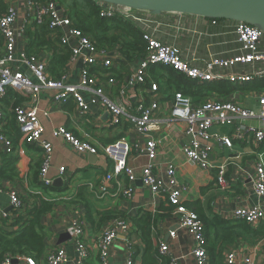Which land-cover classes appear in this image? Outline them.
<instances>
[{
	"label": "crops",
	"instance_id": "1",
	"mask_svg": "<svg viewBox=\"0 0 264 264\" xmlns=\"http://www.w3.org/2000/svg\"><path fill=\"white\" fill-rule=\"evenodd\" d=\"M3 1L6 7L9 3L18 12L14 30L16 52L19 54L25 51L27 43L25 32L28 26L23 30V25L28 12V0ZM73 1L58 0L57 3L62 10L68 11L67 6ZM144 19L149 21L145 31L155 33L158 40L163 43L176 46L184 60L190 61L201 70L204 69V64L212 58L226 59L241 54L235 34V22L213 21L178 14L160 16L148 14L144 16ZM261 47L264 48V38ZM105 49L108 58L112 59V66L105 72V75L112 76L114 84H108L103 76L99 82L103 93L112 102L122 103L131 114H136L139 105L148 106L156 103L158 110L154 113L153 119L157 121V124L146 135H139L126 121L109 126V116L104 113L103 107L90 90L80 92L87 106V113L84 116L79 114L72 100L65 104H56L52 103L51 95L48 93H41L35 98L20 94L23 100L19 105L36 104L39 121L44 129L42 139L50 142L53 147L47 178L52 181L49 187L55 190L44 191L39 186L42 149L38 145L23 143L20 137H17L19 133L13 119L11 117L8 119L9 105L14 103L12 95H8L3 101L0 100V106L6 114L2 128L13 144L11 152L0 145V210L9 211L8 192L10 190L17 192L22 199L28 202H31L29 195L33 194L40 195L43 199L54 203L52 212L42 218L46 246L42 257L35 260L36 264H46L48 253L60 245L65 247L70 259L75 258L74 243L66 235V230L73 219H80L83 222L85 238L92 241L107 226V223L99 225L96 213L122 215L130 221L140 213L154 212L161 205L169 204L164 194H153L139 179L130 184L122 173H118L115 181H110L108 186L111 193L100 198L98 193L101 179L106 174L114 173L113 163L103 156H94V158L89 154H76L64 139L53 135L54 131L60 127H65L78 139L88 140L98 148L118 139H125L132 146L127 158V166L136 176L140 175L147 165H152L154 174L165 181L166 168L168 165H173L176 169L178 183L184 188L180 203L191 211L194 206L199 205L204 218L209 221H212L215 216L221 218L238 207L264 209V197H257L252 186V178L255 174L254 162L264 154V144L256 147L252 142L234 141L232 149H227L214 142L209 160L210 168L201 170L197 165L188 161L182 153L183 147L189 142V138L184 134L185 125L172 120L169 116L173 95L179 91L199 103L229 100L254 111L258 108L257 100L264 94V81L254 80L243 87L233 86L227 81L214 82L212 84L229 83L233 91L229 93L225 90L202 91L197 98V87L185 82L181 75L172 73L170 69L152 66L146 72V83L143 86L129 90L127 96L126 94L121 95L119 90L138 68L143 56L136 60H128L120 54L118 46L105 47ZM41 56L50 60L48 53L41 54ZM81 68L80 60L73 64L70 69L69 83L79 82ZM263 71V64H256L252 67L236 65L232 69L216 71L215 75L227 77L231 74H255ZM152 85L157 86L156 91L151 90ZM249 85L257 88H248ZM4 101H7V104ZM252 123L255 124L254 121ZM210 133L239 135L234 127H228L226 130L213 127ZM148 140H153L157 145V156L154 159H149L145 150ZM221 167L224 168L223 184L218 182ZM60 168H64L62 175L59 173ZM37 173V178L34 179ZM55 180H61L62 185L53 186ZM119 188L120 190L131 188V196L124 198L120 195H113ZM90 212L93 213L92 218H89ZM172 216L169 214V217L160 222L158 232H153L155 249L161 242L167 243L170 254L178 257L180 264H197L190 255L193 244L187 234L180 232L175 239L168 236L169 230L173 228ZM208 233L207 243L212 241V226ZM132 243L136 252L135 262L143 264L144 245L142 241L133 235ZM230 250L248 255L253 264H264V238L253 244L238 241L225 251ZM13 261H16L15 264H25L22 259L14 258ZM125 261L126 250L124 245L118 241L109 251L108 264H124ZM89 263L98 264L93 258ZM158 264L162 263L159 261ZM206 264H211L209 256Z\"/></svg>",
	"mask_w": 264,
	"mask_h": 264
},
{
	"label": "built area",
	"instance_id": "2",
	"mask_svg": "<svg viewBox=\"0 0 264 264\" xmlns=\"http://www.w3.org/2000/svg\"><path fill=\"white\" fill-rule=\"evenodd\" d=\"M96 3L101 18L128 20L138 23L143 30L142 39L146 47L142 61L122 89L119 90L121 95L126 94L127 96L129 90L143 86L146 83V72L152 66L169 68L197 85L227 81L233 86L243 87L254 80L264 81V71L255 74H231L227 77L215 75L216 71L232 69L236 65L245 67H252L256 64L264 65V48L261 47L264 34L255 27L236 23L235 34L241 54L226 59L212 58L204 64V69L201 70L190 61L184 60L176 46L163 43L158 40L155 33L145 31L149 21L145 20L144 16L149 13ZM27 11L23 30L28 24L42 25L46 23V29L53 40L57 39L59 46L67 48L70 52L67 68L60 77L54 78L48 72L49 59H45L41 54L30 55L25 51L19 54L16 52L14 24L18 12L14 6L7 3L6 11L0 15V36L3 39V48L0 53V100L7 97L8 89L30 98H35L41 93H48L51 95L52 103L65 104L72 100L79 114L84 116L87 113V106L80 92L90 90L103 107L104 113L109 116V126L126 121L139 135H146L155 128L157 121H154L153 115L158 110L156 103L148 106L139 105L136 114H131L122 103L112 102L103 93L102 88L99 87V82L103 76H105L108 84H114V78L105 75V72L112 66V59L108 58L106 49L97 47L88 36L73 26L72 21L56 0H49L44 3L28 0ZM78 60L82 62L80 80L78 83H69L70 69ZM156 89V85L151 86L152 91H156ZM257 105L258 109L252 111L229 100L195 103L191 97L185 96L182 92H176L172 98L169 116L172 120L185 125L184 134L189 138V142L182 149L185 158L201 170H208L214 142L227 149H232L234 141L252 142L256 147L263 145L264 94L257 100ZM10 114L14 116L21 141L27 145H38L42 149L39 181L46 187L51 186L52 181L47 178V173L53 147L50 142L42 139L44 129L39 121L36 104L15 106L14 109L10 110ZM5 117L6 114L0 106V145L11 152L13 149L12 141L4 134L2 128ZM213 127H234L239 135L211 134L210 129ZM53 135L64 139L78 155L103 156L113 163L114 173L106 174L101 179L98 193L100 198L111 193L108 185L110 181H115L118 173H122L130 184L139 179L153 194H164L168 203L174 207L172 212L173 228L169 230L168 236L175 239L180 232L187 234L193 244L190 255L197 264H206L208 254L205 227L194 212L180 203L184 188L178 183L176 169L173 165L167 166L165 181L154 174L152 165H147L142 169L140 175L136 176L127 166V158L132 146L125 139H118L111 144L98 148L88 140L78 139L65 127H60L54 131ZM145 150L149 159H154L157 156V145L153 140L146 141ZM254 171L253 191L257 197L261 198L264 197V154L259 156L258 161L254 162ZM63 172L64 168H60V175ZM223 176L224 168L221 167L218 177L219 184L224 183ZM131 194V188L121 190L119 188L113 195L129 198ZM8 196L11 209L7 212L0 210V222L4 221L10 226L17 219V215H12L11 211H17L19 214L24 213L25 203L15 191L10 190ZM221 218L228 221H244L247 225L255 228L264 223V209L260 207H238ZM106 225L95 239L88 241L85 238L83 222L80 219H73L66 230V234L69 240L74 243L75 258L70 259L65 247L60 245L48 253L46 264H68L69 262L72 264H90L89 261L92 258L98 264H108L109 251L118 241L124 245L126 250L124 264H140L135 262L136 252L132 243L134 233L132 232L131 221L125 218H117L108 221ZM156 251L157 264L159 261L162 264H180V259L170 254L167 243L161 242ZM14 258L22 259L25 264H36L35 260L30 257H12L9 255L4 257L1 264H12ZM223 264H253V262L248 255L230 250L224 254Z\"/></svg>",
	"mask_w": 264,
	"mask_h": 264
},
{
	"label": "trees",
	"instance_id": "3",
	"mask_svg": "<svg viewBox=\"0 0 264 264\" xmlns=\"http://www.w3.org/2000/svg\"><path fill=\"white\" fill-rule=\"evenodd\" d=\"M32 1L36 3H44L49 0ZM67 9L68 11H65L66 15L72 21L73 26L80 29L86 36H88L97 47L105 49V47L118 46L120 54L128 60H136L140 56H143L146 45L142 39V27L138 23L116 18H101L99 16L98 5L93 0H74L67 6ZM5 11L6 3L3 0H0V15ZM27 26L28 29L25 32L27 38L25 52L30 55H40L44 53L50 54L48 72L54 78L60 77L67 68L70 58L69 50L67 48H61L57 39L53 40V37L46 29V23L42 25H36L33 23L32 25L28 24ZM1 48H3V39L0 36V50ZM170 71L177 74L171 69ZM181 77L185 82L197 87V98L202 91L207 92L210 90H219L220 92V90H225L228 91V93L233 91L231 86L228 85L229 83L223 85L212 83L197 85L193 81L186 79L184 76L181 75ZM247 87L257 88L256 86L251 85ZM8 95H12V99L14 100V103L9 105L10 110L14 109L15 106L19 105L23 100V96L14 92L12 89H8L7 97ZM4 102L7 104V101ZM195 103H199V101L195 100ZM10 117L15 123L14 116L9 114L8 119ZM15 128L17 129L16 126ZM17 137L19 138L20 135L17 134ZM37 175L38 173L34 176V179L37 178ZM7 177L11 178L10 176ZM39 183L40 188L44 191L55 190L52 187L44 186L40 181ZM29 196L31 202L22 199L25 203L24 213L19 214L17 211H11L12 215H17L14 224L8 226L4 221L0 222V264L6 255L12 257L25 256L37 260L44 254L46 243L42 218L44 215L52 212L54 203L50 200L43 199L40 195L30 194ZM173 209L174 207L172 205L165 204L161 205L160 208L154 212L146 211L130 219L132 223V232L144 245V252L142 253L143 264L157 263V251L155 249L152 234L154 231L158 232V226L162 220L169 217V214L172 216ZM192 212L202 220L206 229L205 234L207 240H209V228L212 226V241L208 242L206 245L207 254L211 259V264H223L224 254L227 252L225 250L238 241L253 244L264 238L263 224L254 228L247 225L244 221H228L218 216H215L212 221H209L204 218L199 205L194 206ZM92 214L93 213L91 212L89 213V218H92ZM95 216L98 218L100 226L103 224L105 225L109 220L115 218H125V216L122 215L115 216L112 214L96 213Z\"/></svg>",
	"mask_w": 264,
	"mask_h": 264
},
{
	"label": "water",
	"instance_id": "4",
	"mask_svg": "<svg viewBox=\"0 0 264 264\" xmlns=\"http://www.w3.org/2000/svg\"><path fill=\"white\" fill-rule=\"evenodd\" d=\"M95 2L149 13L189 15L209 20L243 23L264 34V0H93ZM92 155L91 157H94ZM95 158V157H94ZM55 180L53 186H61ZM11 209V208H10ZM9 209V210H10ZM172 230V229H171ZM67 235V234H66ZM68 238V235H67ZM16 261H13V263ZM15 264V263H14Z\"/></svg>",
	"mask_w": 264,
	"mask_h": 264
},
{
	"label": "rangeland",
	"instance_id": "5",
	"mask_svg": "<svg viewBox=\"0 0 264 264\" xmlns=\"http://www.w3.org/2000/svg\"><path fill=\"white\" fill-rule=\"evenodd\" d=\"M57 2H58V0H56ZM258 109V108H257ZM256 109V110H257ZM218 129H222V130H226V129H228V127H217Z\"/></svg>",
	"mask_w": 264,
	"mask_h": 264
}]
</instances>
